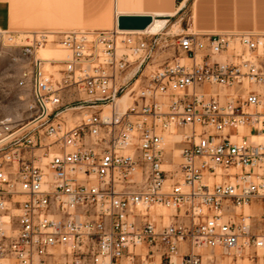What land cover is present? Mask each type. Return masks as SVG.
Masks as SVG:
<instances>
[{
    "label": "built area",
    "instance_id": "2783aa9c",
    "mask_svg": "<svg viewBox=\"0 0 264 264\" xmlns=\"http://www.w3.org/2000/svg\"><path fill=\"white\" fill-rule=\"evenodd\" d=\"M163 35L0 28L33 108L0 122V264H264V33H181L142 78Z\"/></svg>",
    "mask_w": 264,
    "mask_h": 264
},
{
    "label": "crops",
    "instance_id": "0c3cea01",
    "mask_svg": "<svg viewBox=\"0 0 264 264\" xmlns=\"http://www.w3.org/2000/svg\"><path fill=\"white\" fill-rule=\"evenodd\" d=\"M185 6L191 28L210 33H264V0H0V28L23 34L72 26L96 27L107 23L111 8L116 16L150 14L169 20ZM63 54L57 49L49 57Z\"/></svg>",
    "mask_w": 264,
    "mask_h": 264
},
{
    "label": "rangeland",
    "instance_id": "374dc122",
    "mask_svg": "<svg viewBox=\"0 0 264 264\" xmlns=\"http://www.w3.org/2000/svg\"><path fill=\"white\" fill-rule=\"evenodd\" d=\"M115 16L116 14L111 8L109 19L104 25L96 27L72 26L66 27L64 29L52 30L63 31L69 29H111L115 26ZM158 31L164 32L163 37L167 35L166 37L168 44H164V46L157 51L154 61H152L151 64L148 65L144 70L142 78L148 75L151 69L163 65L164 62H168L178 55V51L174 48L173 43L179 34L188 32L207 33L190 27L188 6H185L183 10L176 16L169 17L167 24L161 27ZM45 46L52 49L61 47L53 41H48ZM54 50L56 51L57 49ZM40 51L41 49H39L38 53H40ZM12 53H19V49L13 48ZM65 54V57L69 56V52L66 50ZM22 67L23 63L21 61L14 62L11 60V57L8 54H4L2 57H0V122L7 121L15 126V128L26 123L33 114L32 97L30 91L26 87L19 86L17 82ZM56 67L58 68L59 65H56L55 67H48L46 69L50 70ZM160 211H164L166 213L170 212L165 208H160Z\"/></svg>",
    "mask_w": 264,
    "mask_h": 264
},
{
    "label": "bare ground",
    "instance_id": "6f19581e",
    "mask_svg": "<svg viewBox=\"0 0 264 264\" xmlns=\"http://www.w3.org/2000/svg\"><path fill=\"white\" fill-rule=\"evenodd\" d=\"M117 16H116V19H117ZM152 16H153V19H152L151 23L145 29H143V30H124V31H130L131 33H156V32H158V30L161 27H163L168 22V20L166 18L164 19V17H162L161 15H158V17H156L155 15H152ZM116 23H117V21H116ZM116 23H115V27H117ZM54 49L61 50L64 54L58 58L49 57L50 55H52L53 53L56 52ZM65 56H66L65 50L62 49L61 47L52 49L50 47L47 48L45 46V47L41 48L40 53H37V57L45 62V68L51 67L50 66L51 61L65 59L66 58ZM123 99L124 98H122L120 101H123ZM161 212L166 213L164 211H161Z\"/></svg>",
    "mask_w": 264,
    "mask_h": 264
},
{
    "label": "water",
    "instance_id": "95a60500",
    "mask_svg": "<svg viewBox=\"0 0 264 264\" xmlns=\"http://www.w3.org/2000/svg\"><path fill=\"white\" fill-rule=\"evenodd\" d=\"M150 14H119L116 26L119 30H143L152 21Z\"/></svg>",
    "mask_w": 264,
    "mask_h": 264
}]
</instances>
